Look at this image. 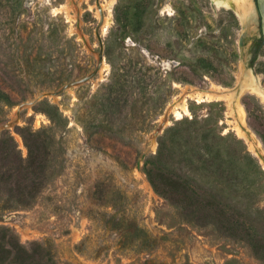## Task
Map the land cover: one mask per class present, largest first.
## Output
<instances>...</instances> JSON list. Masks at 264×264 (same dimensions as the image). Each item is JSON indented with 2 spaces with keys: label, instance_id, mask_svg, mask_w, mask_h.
<instances>
[{
  "label": "rangeland",
  "instance_id": "obj_1",
  "mask_svg": "<svg viewBox=\"0 0 264 264\" xmlns=\"http://www.w3.org/2000/svg\"><path fill=\"white\" fill-rule=\"evenodd\" d=\"M110 1L0 0V264H264V168L225 102L170 109L249 71L264 88L256 10Z\"/></svg>",
  "mask_w": 264,
  "mask_h": 264
},
{
  "label": "bare ground",
  "instance_id": "obj_2",
  "mask_svg": "<svg viewBox=\"0 0 264 264\" xmlns=\"http://www.w3.org/2000/svg\"><path fill=\"white\" fill-rule=\"evenodd\" d=\"M116 0H111L108 4V11L111 12V8L115 4ZM210 4L216 10H228L235 14V16L245 25L249 22H255V10L252 0H209ZM264 8V0H261ZM255 5V4H254ZM170 8V7H169ZM58 10V9H56ZM60 10V9H59ZM100 16V14H99ZM101 22L105 26H109L111 23V15L108 17L100 16ZM102 66L100 62L99 68ZM108 68L107 64H103L102 70L105 71ZM237 85L234 89H228L222 86L213 84L208 90H199L195 87L185 86L181 88L182 94L179 99L174 100L170 105L172 114L176 119L180 120L185 116H190V110L187 105V99H193L197 102H213L221 101L225 102L228 109V116L233 121L231 123V130L235 131L238 138L245 141L249 145V150L260 161V164L264 168V148L256 134L251 130L247 122V112L244 105L241 103L240 98L246 94L255 96L262 105H264V88L261 86L260 79L253 76L249 71L247 74H241L237 78ZM180 87V85H176ZM165 126L169 125V122L164 119Z\"/></svg>",
  "mask_w": 264,
  "mask_h": 264
},
{
  "label": "water",
  "instance_id": "obj_3",
  "mask_svg": "<svg viewBox=\"0 0 264 264\" xmlns=\"http://www.w3.org/2000/svg\"><path fill=\"white\" fill-rule=\"evenodd\" d=\"M254 4H255L257 15H258L259 20H260L259 25H260L261 34H262V44L264 45V8H263V5L261 3V0H254ZM255 22H257V19H255ZM246 25L247 24L244 25V28ZM245 36H248V34H246V33L242 34V36L240 37V40H239V48L241 51H243V48H244ZM97 71H99V65H98ZM79 83H81V82H79Z\"/></svg>",
  "mask_w": 264,
  "mask_h": 264
},
{
  "label": "trees",
  "instance_id": "obj_4",
  "mask_svg": "<svg viewBox=\"0 0 264 264\" xmlns=\"http://www.w3.org/2000/svg\"><path fill=\"white\" fill-rule=\"evenodd\" d=\"M21 135L23 136V130H22V132H21ZM24 137V136H23ZM3 140V139H2ZM1 140H0V144H1ZM28 149H30V151L29 152H31V148H29V146H28ZM37 159V157L34 159V160H36ZM153 183V182H152ZM154 184V186H155V183H153ZM156 187V186H155Z\"/></svg>",
  "mask_w": 264,
  "mask_h": 264
}]
</instances>
